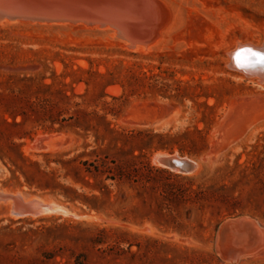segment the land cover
I'll return each mask as SVG.
<instances>
[{"label":"rangeland","instance_id":"rangeland-1","mask_svg":"<svg viewBox=\"0 0 264 264\" xmlns=\"http://www.w3.org/2000/svg\"><path fill=\"white\" fill-rule=\"evenodd\" d=\"M129 1L134 44L0 24V187L69 212L1 213L0 264H264V86L229 58L263 44L264 0ZM160 153L200 167L171 172ZM100 160L124 179L91 177Z\"/></svg>","mask_w":264,"mask_h":264},{"label":"bare ground","instance_id":"bare-ground-1","mask_svg":"<svg viewBox=\"0 0 264 264\" xmlns=\"http://www.w3.org/2000/svg\"><path fill=\"white\" fill-rule=\"evenodd\" d=\"M57 1L60 4L69 5V6L74 7V10L76 12L75 13V21L67 22V23H54V24H66V25H74V26L78 25V26H83V27L89 26V28L95 27L98 29L99 28H107V30L112 29L116 32V35L119 38L125 39L128 42H130L131 44H134V42L130 38L129 27H128V21L131 20L132 16H133L129 0H57ZM5 23L9 24L11 22H8V21L0 22V24H5ZM19 23H27L28 24V23H33V22L24 20V21H19ZM230 49H231L229 51V58H230V62H231L230 67H233L234 69L239 70V72L242 75L248 77L249 79L256 78L258 80L259 85L264 86V63H261V59H260L261 57H264V42H263V44H261V46H256L252 43L242 44V42H239L233 48H230ZM231 114H232V112H231ZM249 115H251V114H249ZM230 117H232V116H230ZM259 120H261V119H259ZM248 123H249V121H248ZM50 143H52V140ZM52 146H51V148H52ZM51 150H53V149H51ZM28 151H29V149H28ZM157 164H159V163H157ZM46 202L51 203V206L48 209H42V210H40L38 215H32V216H27V217H33V218L39 217V218H41V217H49V216H57V215H67L69 213L64 207L59 206V205L55 204L54 202H48V201H46ZM9 211H10V209H9L8 205H0V214L3 213L5 215L11 217ZM233 224H234V229H235V227H238V225H241L240 222H235ZM249 225L244 224L243 225L244 228H248V229L245 231H241L239 234H241L245 239L246 238L248 240L251 239V241L253 242L254 236L251 233V230H250L251 227ZM240 227H242V225ZM234 234H235V232H234ZM227 235L229 236L228 233H227Z\"/></svg>","mask_w":264,"mask_h":264},{"label":"water","instance_id":"water-1","mask_svg":"<svg viewBox=\"0 0 264 264\" xmlns=\"http://www.w3.org/2000/svg\"><path fill=\"white\" fill-rule=\"evenodd\" d=\"M75 13L73 6L60 4L57 0H0V22L25 20L33 23H67L75 21ZM40 146H47L45 140ZM153 160L169 171L181 175H192L200 167L197 160L179 154L160 153ZM5 175L6 168L0 162V179ZM0 205H8L10 215L21 218L38 215L40 210L48 209L51 203H47L38 194L0 187Z\"/></svg>","mask_w":264,"mask_h":264},{"label":"trees","instance_id":"trees-1","mask_svg":"<svg viewBox=\"0 0 264 264\" xmlns=\"http://www.w3.org/2000/svg\"><path fill=\"white\" fill-rule=\"evenodd\" d=\"M159 149L171 151V148L167 145H161ZM181 153H182V149H181ZM87 172L91 177L95 179H98L99 177H102L106 174H107V179L110 180H117V179L122 180L125 177L123 173L117 171L115 172L112 168L107 167V163L104 162L103 160L96 161L93 164H88Z\"/></svg>","mask_w":264,"mask_h":264},{"label":"snow or ice","instance_id":"snow-or-ice-1","mask_svg":"<svg viewBox=\"0 0 264 264\" xmlns=\"http://www.w3.org/2000/svg\"><path fill=\"white\" fill-rule=\"evenodd\" d=\"M260 59H261V63H264V57H261Z\"/></svg>","mask_w":264,"mask_h":264}]
</instances>
